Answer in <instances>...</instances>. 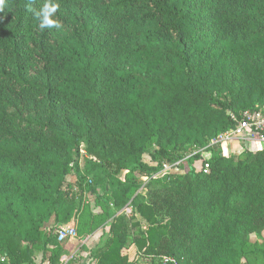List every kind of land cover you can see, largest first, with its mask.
<instances>
[{
    "label": "trees",
    "instance_id": "1",
    "mask_svg": "<svg viewBox=\"0 0 264 264\" xmlns=\"http://www.w3.org/2000/svg\"><path fill=\"white\" fill-rule=\"evenodd\" d=\"M46 2L0 11V264H60L52 230L74 218L83 185L145 221L132 235L139 219L110 217L93 264H136L131 243L148 264L258 253L247 245L264 231V145L242 156L211 145L207 172L164 175L162 161L207 146L230 112H264V0H51L61 27L41 30Z\"/></svg>",
    "mask_w": 264,
    "mask_h": 264
},
{
    "label": "rangeland",
    "instance_id": "2",
    "mask_svg": "<svg viewBox=\"0 0 264 264\" xmlns=\"http://www.w3.org/2000/svg\"><path fill=\"white\" fill-rule=\"evenodd\" d=\"M210 143L211 142H209V144L207 146H204L203 148L193 149L191 152L187 153L180 159L173 160V161H179V165L173 169H169L168 171H166V174L164 175H167L168 173H185L187 171L199 170L203 168L204 167L203 162L212 157V151L210 149L211 145H219L220 147L218 151L224 154H228V155L234 154L236 156H242L243 151L247 149L248 146H251L249 145L247 141H244V142L234 141L232 143L231 142L230 143L220 142V143H211V144ZM253 146L260 147L261 145L253 143ZM151 150H152V147H150L147 150V153H145L143 156L144 162L148 164L150 163L149 151ZM164 162H166V160H163L162 164ZM83 166H84V158L83 156H81L78 159L76 167L72 165L71 168L69 169L67 173L68 181H75L79 177V174L81 173L83 169ZM164 175L161 176V178L157 180V182L159 183L165 182L168 179V177ZM142 180H143L142 185L138 189L137 193L139 192L143 194L144 190H142L141 188L146 183V180L144 179ZM87 182L89 183V181ZM83 187L85 189V192H84L83 201H82V204L79 210L76 212V214L74 215V218H72L70 222H68L67 224H62V225H71L75 227L77 231V236L75 238H73L72 240H69V239L64 240L63 247L66 249V253H65L66 256H62L63 264L66 263L68 261L67 259H69V256L73 252H75V249L77 248V245L80 243L82 237H91L89 241L87 242V244L83 246V248L80 249L81 251L83 250L82 252L77 250L78 260L75 262V264H90V261H91L90 255H89L90 251H92L96 246L103 243L105 237H109L110 235L108 229H109V223L111 219L109 218L112 217L113 215L120 214V213H124L127 217L134 215V212L133 213L131 212V206H126L121 210H117L114 206L109 205V198L106 195H104L100 190L92 194L87 191L86 189L87 187L85 185H83ZM104 207L107 208V211H105L106 217H104L103 221L100 223L101 225L96 227L91 232L83 231L82 229L84 227L82 226L85 225V223L89 221V219L87 218L88 216L95 218L97 221L102 219L101 214L104 213ZM108 207H110L109 210H108ZM127 209L128 210L130 209V212L127 213L126 212ZM134 216L140 220V224L136 228L132 229V233H133L132 235L136 233L139 234L140 231L144 229L145 227V221L141 219L137 213H135ZM58 227H55L52 230L53 235H56V229ZM250 238H251V242L250 244L247 245V249L251 250L252 248H254V243L257 242L256 244H257V248L259 252L249 254V256L245 258L244 264H264V231L262 232L260 236L252 235ZM125 253L127 254L129 260L130 261L134 260L136 264L150 263V260L145 259V257L142 256L138 250H136V247L132 243L127 248H125ZM76 255L77 253L75 254V256ZM39 260H40V256H38L35 259V262L38 263ZM161 262H163L162 257L160 258L155 257L152 261V264H160Z\"/></svg>",
    "mask_w": 264,
    "mask_h": 264
},
{
    "label": "built area",
    "instance_id": "3",
    "mask_svg": "<svg viewBox=\"0 0 264 264\" xmlns=\"http://www.w3.org/2000/svg\"><path fill=\"white\" fill-rule=\"evenodd\" d=\"M230 119L234 124L233 127L217 134L211 139V143L247 141L248 143L264 145V112L262 110L253 108L242 110L239 113L230 112ZM178 165L179 161H166L162 164V169L168 171ZM203 171H208V163H204ZM126 212H130V209H127ZM76 236V228L71 225H61L56 229L58 241L73 239ZM162 259L163 261L169 260L165 257Z\"/></svg>",
    "mask_w": 264,
    "mask_h": 264
},
{
    "label": "clouds",
    "instance_id": "4",
    "mask_svg": "<svg viewBox=\"0 0 264 264\" xmlns=\"http://www.w3.org/2000/svg\"><path fill=\"white\" fill-rule=\"evenodd\" d=\"M4 3L5 0H0V11L3 10ZM58 8V3L48 0V2H46L43 7L39 9V11L34 12V16L38 20L39 28L41 30L52 28L59 29L61 27L60 23L53 18Z\"/></svg>",
    "mask_w": 264,
    "mask_h": 264
},
{
    "label": "crops",
    "instance_id": "5",
    "mask_svg": "<svg viewBox=\"0 0 264 264\" xmlns=\"http://www.w3.org/2000/svg\"><path fill=\"white\" fill-rule=\"evenodd\" d=\"M52 223H53V220L51 219L50 222H49V225L52 224ZM90 238H91V237H82L80 243L77 245V248L75 249V252H73V253L69 256V259H67L68 261H67L66 263H64V264H75V262L78 260V259H77V258H78V252H77V250L81 251L80 249L83 248V246H85V245L87 244V242L89 241ZM108 238H109V237H105L103 243H101L100 245L96 246L92 251H90V254H89V255H90V259H91L90 264H93V253H94L95 249H96L97 247H99V246H102V245L106 242V240H107ZM69 240H72V239H69ZM57 241H58V240H57ZM62 242H64V241H62ZM133 245H134V244H133ZM134 246H135V245H134ZM136 250H137V249H136ZM82 251H83V250H82ZM82 251H81V252H82ZM76 253H77V255L75 256ZM62 256H66V254L64 253V254L61 255V257H60V264H63V263H62ZM73 257L76 258V260H75L73 263H69V260L72 259ZM136 257H137V256H136ZM42 264H47V261H46V260L43 261Z\"/></svg>",
    "mask_w": 264,
    "mask_h": 264
}]
</instances>
